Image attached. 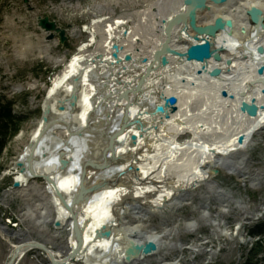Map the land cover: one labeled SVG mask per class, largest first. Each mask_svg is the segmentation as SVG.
I'll return each instance as SVG.
<instances>
[{"label": "bare ground", "instance_id": "bare-ground-1", "mask_svg": "<svg viewBox=\"0 0 264 264\" xmlns=\"http://www.w3.org/2000/svg\"><path fill=\"white\" fill-rule=\"evenodd\" d=\"M218 18L232 25L214 36L193 29V23L213 26ZM99 35L102 50L85 53L82 44L53 80L45 102L48 121L33 133L24 173L16 180L27 198L29 178H45L59 222L70 224L72 256L86 264H122L126 251L139 254L134 249L140 240L131 236L146 233L154 244L159 239L141 223L117 222L123 204L132 200L157 211L176 205L178 196L198 185L212 189L207 162L218 155L225 163L244 157L264 122V70L258 69L264 64V0H193L191 6L186 0H158L130 24L115 20ZM207 42L218 59H188L190 47ZM63 90L71 91L72 100L59 107ZM158 90L176 95L175 112L140 103ZM100 99L109 107H94ZM244 103L260 107L255 117L240 111ZM53 117L65 122L66 139L51 128ZM185 133L192 140L177 144ZM45 137L49 143L42 154L38 147ZM33 209L42 210L35 216ZM47 213L42 203L27 204V216L45 221ZM30 245L39 246L15 247L21 254ZM62 260L53 261L66 263Z\"/></svg>", "mask_w": 264, "mask_h": 264}, {"label": "rangeland", "instance_id": "rangeland-1", "mask_svg": "<svg viewBox=\"0 0 264 264\" xmlns=\"http://www.w3.org/2000/svg\"><path fill=\"white\" fill-rule=\"evenodd\" d=\"M157 1L0 0V264H54L56 258L66 261L58 264H86L83 258L72 256L70 224L59 222L45 178H29L26 198L19 193L16 176L24 173L23 159L33 133L48 121V90L79 47L87 45L85 53L102 50L99 33L107 24L118 19L130 24L137 13L156 6ZM161 93L158 90L155 97L140 103H149L158 112L163 107L175 112L176 95ZM61 94L57 106L69 105L71 91ZM94 107L109 104L100 99ZM240 111L256 116L242 107ZM55 120L49 118L51 128L55 126L56 134L66 139L65 122ZM103 123L109 127L106 120ZM192 138L185 133L176 141L181 145ZM47 143L45 137L38 147L42 154L47 152ZM243 155L226 163L218 160L221 155L208 161L204 170L212 171L213 188L198 185L178 196L172 207L156 211L150 204L136 205L127 199L117 222L124 226L141 223L159 239L154 244L146 233L131 236L140 240L139 254L126 251L122 264H264V122L255 129ZM32 202L47 206V220L27 216V204ZM33 210L36 216L42 209ZM33 243L39 246L30 245L21 254L15 247Z\"/></svg>", "mask_w": 264, "mask_h": 264}, {"label": "water", "instance_id": "water-1", "mask_svg": "<svg viewBox=\"0 0 264 264\" xmlns=\"http://www.w3.org/2000/svg\"><path fill=\"white\" fill-rule=\"evenodd\" d=\"M206 0H202V4L205 2ZM216 2L218 1H224V0H215ZM186 2H188V4L191 6L193 0H186ZM231 26V21H226L224 22L221 18H218L215 22V24L212 26H205V27H196L195 24L193 23V29L195 30L196 33H198L199 35L204 34V35H208V36H214L215 32L217 30H222L225 28V26ZM197 39V38H195ZM188 53V59H197V60H203L208 58L209 56H211V51H210V45L209 43H205V44H198L196 46H192L188 49L187 51ZM215 58L218 59V55H215ZM263 71V68L260 69V72ZM218 71H215L213 73V75H217ZM242 109L245 110L246 112H248L250 115H255L257 112V106H255V104H243ZM241 141V140H240ZM151 247V246H150ZM146 249H149L148 247H146ZM135 251L138 252L139 250V246H137L135 249ZM128 255L133 254V251H128L127 253Z\"/></svg>", "mask_w": 264, "mask_h": 264}]
</instances>
